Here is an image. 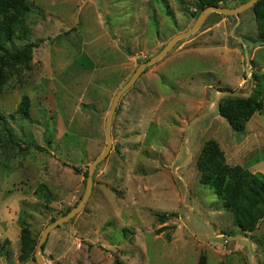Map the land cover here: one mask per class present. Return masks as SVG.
Returning a JSON list of instances; mask_svg holds the SVG:
<instances>
[{"label":"rangeland","instance_id":"1","mask_svg":"<svg viewBox=\"0 0 264 264\" xmlns=\"http://www.w3.org/2000/svg\"><path fill=\"white\" fill-rule=\"evenodd\" d=\"M29 1L27 34L15 45L35 43L32 59L4 66L0 93V264H38L20 221L35 256L45 227L86 190L116 93L198 18V0ZM258 9L211 13L122 96L112 150L81 211L50 232L46 264H264V220L252 232L235 226L196 165L214 139L229 164L264 174V110L243 132L218 111L230 91L250 96L254 75H264ZM26 95L27 115L18 112ZM165 212L177 216L162 221Z\"/></svg>","mask_w":264,"mask_h":264},{"label":"trees","instance_id":"2","mask_svg":"<svg viewBox=\"0 0 264 264\" xmlns=\"http://www.w3.org/2000/svg\"><path fill=\"white\" fill-rule=\"evenodd\" d=\"M180 1L184 4L183 0ZM229 1L198 0L194 14L199 16L202 10L211 5L230 7ZM257 6L261 7L257 10V15L261 21V33L264 34V0L254 5ZM32 9L33 3L29 0H0V93L9 79V75L3 69L4 66H9L12 61L27 65L26 62L32 59L35 43L28 41L20 47L15 45L18 40L26 37V19ZM254 76L257 79L256 88L250 96H239L230 91L218 105L219 114L238 132L245 130L247 122L255 113L264 110V75ZM29 106V97L26 95L18 107V112L27 115ZM1 133L0 130L2 140ZM196 165L200 172V182L210 187L224 202L225 208L232 213L234 225L245 233L256 230L258 223L264 220V174L254 173L240 164H229L224 151L214 139H209L202 146ZM73 168L79 172L78 167ZM84 175L88 176V169ZM157 216L164 221L170 216L177 215L165 212L158 213ZM20 225L22 246L28 254H32L35 261L33 243L31 246L28 245L33 240L30 238L31 232L24 221H20ZM204 263L203 259L202 264ZM116 264L125 263L117 259Z\"/></svg>","mask_w":264,"mask_h":264},{"label":"water","instance_id":"3","mask_svg":"<svg viewBox=\"0 0 264 264\" xmlns=\"http://www.w3.org/2000/svg\"><path fill=\"white\" fill-rule=\"evenodd\" d=\"M258 1L260 0H248L235 7L216 6V5L208 6L207 8L202 10V12L199 14L198 18L196 19L195 23L190 29L174 35L158 53H156L147 61H144L139 64V66L136 68L131 78L121 87V89L116 93L114 97L113 103L106 118V126H105L106 139H107L106 148L103 151V153H101L89 164L86 190L82 198L68 213L57 218L55 221H53L52 223H50L45 227L35 252V261L38 264H46L45 259L41 257V254L43 251V245L47 241L50 232L54 228L60 226L61 224L65 223L66 221L74 217L79 211H81V209L84 207V205L87 203L88 199L90 198L93 187L94 171L97 165L108 157L113 147V136H112L113 120L122 96L136 83V81L139 79V77L142 75V73L145 71L147 67L162 59L178 41L191 36L196 30L199 29V27L204 23L206 18L211 13L217 12L225 15H238L240 12L245 11L248 8L254 6Z\"/></svg>","mask_w":264,"mask_h":264}]
</instances>
